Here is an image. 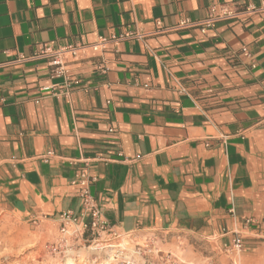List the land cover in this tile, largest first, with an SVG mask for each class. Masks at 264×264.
<instances>
[{
    "label": "crops",
    "instance_id": "0c3cea01",
    "mask_svg": "<svg viewBox=\"0 0 264 264\" xmlns=\"http://www.w3.org/2000/svg\"><path fill=\"white\" fill-rule=\"evenodd\" d=\"M260 2L0 0V213L78 215L70 181L87 161L115 233L264 250V13L175 28ZM122 32L142 38L70 59L67 93L36 57Z\"/></svg>",
    "mask_w": 264,
    "mask_h": 264
},
{
    "label": "rangeland",
    "instance_id": "374dc122",
    "mask_svg": "<svg viewBox=\"0 0 264 264\" xmlns=\"http://www.w3.org/2000/svg\"><path fill=\"white\" fill-rule=\"evenodd\" d=\"M37 219V218H36ZM264 264V250L252 255L222 253L208 242L162 240L155 235L139 239L101 234L96 239H67L49 218L24 221L0 213V264Z\"/></svg>",
    "mask_w": 264,
    "mask_h": 264
},
{
    "label": "built area",
    "instance_id": "2783aa9c",
    "mask_svg": "<svg viewBox=\"0 0 264 264\" xmlns=\"http://www.w3.org/2000/svg\"><path fill=\"white\" fill-rule=\"evenodd\" d=\"M260 13H264V0H261L259 7L251 4H218L209 8L207 17L201 22L194 23L189 20H181L175 28L187 29L199 27L200 32L206 34L209 30L214 29L219 22L246 19ZM140 38H142L140 34L133 32L111 34L108 37H98L96 41L90 44L63 46L57 49L45 47L39 51L36 57L48 60L51 79H60L62 82L59 90L65 89L67 93L71 86L79 84V80L72 77L67 69L70 59L74 60L81 56L85 57L89 54L102 53L111 45ZM242 52L246 57L249 56L250 58L246 49H243ZM96 68L101 74H106L109 71L104 62L96 65ZM57 88L59 87L55 84L45 90H51L55 96H59L61 91L57 92ZM52 155V152L46 153L43 156V162L47 163ZM118 155L121 156V153ZM82 164L83 166L77 168L73 179L70 181V186L76 191V195L80 201V213L74 215L71 212H64L59 215L56 222L59 224L60 234L65 240H81L86 235L93 240L105 233L118 238L123 236L115 233L102 219L100 210L91 194V187L96 182V178L89 174L88 162L84 161ZM32 221L36 223L37 219H33ZM261 226L264 227V222L261 223ZM242 250L243 241L240 236L235 237L232 243L224 249L226 253H240ZM121 264H129V261H122Z\"/></svg>",
    "mask_w": 264,
    "mask_h": 264
}]
</instances>
